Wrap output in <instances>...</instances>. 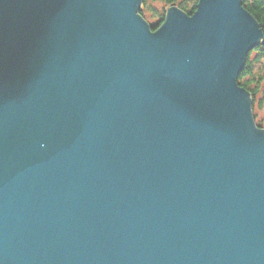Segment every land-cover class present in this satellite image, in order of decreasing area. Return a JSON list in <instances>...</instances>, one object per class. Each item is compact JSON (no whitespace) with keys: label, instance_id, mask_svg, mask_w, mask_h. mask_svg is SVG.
Returning <instances> with one entry per match:
<instances>
[{"label":"water","instance_id":"95a60500","mask_svg":"<svg viewBox=\"0 0 264 264\" xmlns=\"http://www.w3.org/2000/svg\"><path fill=\"white\" fill-rule=\"evenodd\" d=\"M0 0V264H264V130L241 0Z\"/></svg>","mask_w":264,"mask_h":264},{"label":"trees","instance_id":"16d2710c","mask_svg":"<svg viewBox=\"0 0 264 264\" xmlns=\"http://www.w3.org/2000/svg\"><path fill=\"white\" fill-rule=\"evenodd\" d=\"M196 3L197 0H142L139 15L146 21L151 31H155L163 22L167 9L176 7L182 13L191 16L195 11ZM241 3L242 8L258 24L262 42L248 53L243 71L237 79V85L249 94L254 123L261 129L260 123L256 122V112L264 101V95L258 98L264 83V0H241Z\"/></svg>","mask_w":264,"mask_h":264},{"label":"rangeland","instance_id":"374dc122","mask_svg":"<svg viewBox=\"0 0 264 264\" xmlns=\"http://www.w3.org/2000/svg\"><path fill=\"white\" fill-rule=\"evenodd\" d=\"M146 18H148V17H146ZM148 21H150V20H148ZM263 69H264V63H263ZM263 95H264V83H263V87L261 88V91L258 95V98H262ZM256 115H257L256 122L257 123L259 122L261 125V129L264 130V101L262 103L261 108L256 112Z\"/></svg>","mask_w":264,"mask_h":264}]
</instances>
